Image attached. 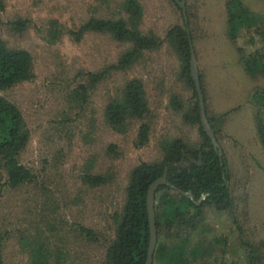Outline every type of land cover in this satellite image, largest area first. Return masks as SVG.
<instances>
[{"label": "rangeland", "instance_id": "rangeland-1", "mask_svg": "<svg viewBox=\"0 0 264 264\" xmlns=\"http://www.w3.org/2000/svg\"><path fill=\"white\" fill-rule=\"evenodd\" d=\"M128 1L138 4V18L126 9ZM175 1L4 0L0 38L32 55L34 75L0 90L22 113L28 141L18 160L32 174L29 182L11 187L2 170V264H103L130 170L142 161L160 160L163 138L199 146L198 125L171 103L176 96L187 109L195 101L165 38L175 25L190 34L206 116L213 117L226 157L232 200L231 211L203 207L205 217L189 238L191 246L201 242L204 251L191 263L264 264V150L251 101L254 90L264 88V76H248L239 61L241 53L249 55L263 42L255 30L229 37L228 0H184L186 22L181 0ZM242 2L264 16V0ZM91 17L125 20L141 35L157 39L158 46L142 50L124 69L113 68L132 45L106 32L78 35ZM131 78L143 81L149 107L142 120L149 116L151 131L141 147L134 145L141 120L125 118L118 131L104 119L107 103L121 97ZM97 175L104 181L93 184L90 179ZM81 225L95 236H87Z\"/></svg>", "mask_w": 264, "mask_h": 264}, {"label": "trees", "instance_id": "trees-1", "mask_svg": "<svg viewBox=\"0 0 264 264\" xmlns=\"http://www.w3.org/2000/svg\"><path fill=\"white\" fill-rule=\"evenodd\" d=\"M126 6L131 14L139 17L138 4L128 1ZM4 9L5 2L0 0V12ZM226 15L227 33L232 40L236 39L241 29L255 30L264 44V16L247 9L242 0H228ZM16 24L19 27L22 25L20 22ZM133 27L122 19L91 17L81 26L78 35L84 30H94L106 32L117 41H128L132 49L121 56L117 65L111 66L124 69L137 59L142 50L158 46L157 39L141 35ZM165 38L177 54L180 75L185 77V83L192 88L195 98L187 109L176 96H172L171 103L176 110H183L186 121L198 125L202 140L199 146H195L185 143L180 137L163 138L160 140V160L142 161L130 170L123 204L114 215V238L107 246L103 264H145L150 239L147 192L151 183L162 175H165L166 183L156 187L153 198L157 240L152 264H192L204 251L201 242L191 246L189 238L205 217L203 207L209 205L225 211L232 209L225 154L221 147L220 151L213 146L200 121L198 95L190 71V34L186 28L175 25L167 31ZM240 62L248 75H264L262 49L252 56L241 53ZM33 75L32 55L25 49L8 47L0 38V90L29 80ZM121 94L120 98L115 97L107 103L105 122L122 131L125 118L141 120L134 141L136 147H141L148 142L151 131L149 116L142 120L149 114L143 81L139 78L127 80ZM253 98L258 138L264 150V90L257 91ZM207 118L217 138L213 117L207 115ZM27 141L28 131L20 109L0 95V178L4 170L11 187L32 179L30 170L18 160ZM90 180L99 184L104 178L97 175ZM79 228L89 237L96 234L85 226Z\"/></svg>", "mask_w": 264, "mask_h": 264}, {"label": "water", "instance_id": "water-1", "mask_svg": "<svg viewBox=\"0 0 264 264\" xmlns=\"http://www.w3.org/2000/svg\"><path fill=\"white\" fill-rule=\"evenodd\" d=\"M180 6L182 8V14H183L184 20L186 22L184 0H181ZM187 32H188V30H187ZM189 44H190V68H191L192 79L194 81L195 89H196V92L198 95L201 123L204 127V131L209 136L213 146L219 148V150L221 151L220 145L216 139L214 131H213L210 123L208 122V119L206 116L204 98H203V94H202V90H201L199 74H198V70L196 67V60H195L194 50H193L191 41L189 42ZM163 183H166L165 175H162L161 177L157 178L154 182H152L151 185L149 186L148 192H147V211H148V219H149V227H150V239H149V245H148L147 257H146L145 264H152V262H153V253H154L156 240H157L155 221H154L153 198H154V192H155L156 187L159 184H163Z\"/></svg>", "mask_w": 264, "mask_h": 264}, {"label": "crops", "instance_id": "crops-1", "mask_svg": "<svg viewBox=\"0 0 264 264\" xmlns=\"http://www.w3.org/2000/svg\"><path fill=\"white\" fill-rule=\"evenodd\" d=\"M260 49H262V51H263V53H264V44H261L259 47H256L254 50H252V51H250L249 52V55H254L255 54V52H257L258 50H260ZM239 61H240V59H239ZM240 64H241V66H242V70L244 71V67H243V64L240 62ZM245 72V71H244ZM246 73V72H245ZM247 74V73H246ZM248 76H250V77H257V76H264V75H260V74H256V75H248ZM259 90H264V88H261V89H257V90H254V92H253V95L251 96V101L252 102H254V94L257 92V91H259ZM254 105H255V102H254ZM255 113H256V106H255ZM254 117H255V114H254ZM255 121H256V118H255ZM257 124V123H256ZM218 138V137H217ZM216 138V139H217ZM217 141H218V143H219V139H217ZM220 145V144H219Z\"/></svg>", "mask_w": 264, "mask_h": 264}]
</instances>
